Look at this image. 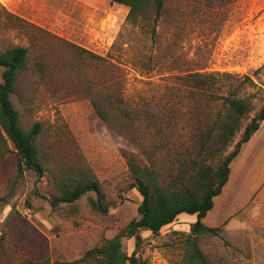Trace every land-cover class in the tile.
<instances>
[{"label":"rangeland","instance_id":"rangeland-1","mask_svg":"<svg viewBox=\"0 0 264 264\" xmlns=\"http://www.w3.org/2000/svg\"><path fill=\"white\" fill-rule=\"evenodd\" d=\"M6 10L113 60L122 69L124 94L130 99L145 95L148 81H159L160 75L148 63L153 65L166 53L179 62L167 61L163 70L180 65L232 73L239 80L249 76L256 83L246 86L247 93H256L251 116L264 103V0L174 2L158 19L155 37L128 20L129 7L110 0H0V51L14 46L29 49L12 98L21 126L28 130L39 122L37 142L50 156L52 167H90L112 203L107 214L98 212L91 202L96 195L89 192L53 210L46 198L47 175L26 170L9 203L0 205V264H17L25 258L74 260L113 237L138 215L142 200L135 188H129L132 176L125 152L147 161L137 145L95 115L89 79L78 74L64 83L39 79L34 65L38 48L7 22ZM171 73L177 72L171 69L164 75ZM230 167L227 184L203 219L221 230L201 235L199 246L211 264H264V121ZM17 169L14 152L0 157L2 195L9 193ZM185 217L197 219L183 213L158 235L142 231L139 242L125 237L124 250L134 254V264H188L186 241L192 222Z\"/></svg>","mask_w":264,"mask_h":264},{"label":"trees","instance_id":"trees-1","mask_svg":"<svg viewBox=\"0 0 264 264\" xmlns=\"http://www.w3.org/2000/svg\"><path fill=\"white\" fill-rule=\"evenodd\" d=\"M110 1L129 7L128 20L155 37L158 19L174 2L225 4L232 0ZM5 16L38 48L34 65L39 79L50 84L64 83L74 74L89 79L95 115L137 145L147 160L142 162L135 154L125 152L132 176L129 188H135L142 200L138 215L113 237L88 249L78 259L25 258L17 264H134V254L124 250L123 239L135 237L139 242L142 231L158 235L183 213L197 216L187 234L188 264H211L199 246V238L204 234L217 235L221 228L209 226L203 219L229 180L231 162L264 121V103L251 116L256 93H247L246 86L256 83L249 76L239 80L232 73L200 72L180 65H165L163 70L165 62L174 64L179 60L162 53L156 62L150 58L153 65L148 63L160 75L159 81H148L146 94L130 99L124 94L122 69L113 60L7 10ZM28 52L25 46L0 51V157L12 152L18 156L17 174L9 193H0V205L9 203L19 178L32 169L39 177L47 175L50 187L46 198L53 210L93 192V208L107 214L112 203L94 171L84 165L52 167L50 156L37 142L41 124L36 122L28 130L21 126L12 98L18 78L26 69ZM171 69L177 73L164 75Z\"/></svg>","mask_w":264,"mask_h":264},{"label":"crops","instance_id":"crops-1","mask_svg":"<svg viewBox=\"0 0 264 264\" xmlns=\"http://www.w3.org/2000/svg\"><path fill=\"white\" fill-rule=\"evenodd\" d=\"M186 219L190 220L191 222H194L195 220H193L192 218L190 217H185Z\"/></svg>","mask_w":264,"mask_h":264}]
</instances>
